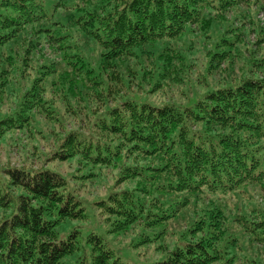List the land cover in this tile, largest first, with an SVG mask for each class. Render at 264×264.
Masks as SVG:
<instances>
[{"label": "trees", "instance_id": "obj_1", "mask_svg": "<svg viewBox=\"0 0 264 264\" xmlns=\"http://www.w3.org/2000/svg\"><path fill=\"white\" fill-rule=\"evenodd\" d=\"M243 5L264 10V0H0V139L55 137L40 168L0 178V264H122L95 233L80 251L73 225L86 215L71 181L108 183L117 167L101 214L112 233L137 226L139 245L160 254L152 264H264V207L247 194L264 199V34ZM192 35L206 76L226 80L192 81ZM194 85L185 103L152 99ZM76 98L84 119L104 106L86 131L67 129Z\"/></svg>", "mask_w": 264, "mask_h": 264}, {"label": "rangeland", "instance_id": "obj_2", "mask_svg": "<svg viewBox=\"0 0 264 264\" xmlns=\"http://www.w3.org/2000/svg\"><path fill=\"white\" fill-rule=\"evenodd\" d=\"M238 12L246 15L248 13V15L253 17L254 20H257L260 28L262 29V33L264 34V10L260 11L258 9V11H251L245 5H243L240 7ZM232 13H228L226 16L229 22L233 21ZM239 18L241 19V17ZM234 25L236 26V22L234 23ZM193 37L194 35H192L190 39H193L192 46L196 49L193 56L194 60L192 62L195 64L191 66L190 73H187L190 74L192 81L197 84L198 88L203 89L205 88V81L208 82L210 80L211 83H218L226 80L227 77L224 73H215L210 79L206 76L205 71L202 67V64L204 62L205 50L199 42L198 38ZM242 40L246 43L248 42V47L251 48V43H254L256 41V38L254 34H246L245 36H243ZM260 48V52L264 53V46H261ZM44 54L49 55L50 59L52 60L57 59L53 55L50 56L48 48L44 50ZM240 70V65L235 66L232 75H235L237 78H239L242 75L240 74ZM262 73L264 74V72ZM259 77L262 79L264 75H261ZM193 90L195 91V85L194 88L173 87L171 88L168 95L162 94L157 98L152 97V99L157 103H164L168 99L174 100L177 103H185L187 102L189 97L192 96ZM56 91L58 92L59 96L63 95L62 90H58L56 88ZM49 94L53 100L58 99L60 101L58 103H61V105L64 106L63 101L61 100V98H59L58 95H54L53 98L52 94ZM5 100L6 99L0 102L1 108L3 107V111L8 108V102H5ZM77 100L80 99H73L72 102L76 106V109L80 111V113L78 114L77 118H73L72 116L68 118V121L66 123L67 129L86 131V129L88 128L87 120L90 116H92V112L96 111L97 114H100L104 111V106L103 103L101 104L98 101H94L95 106L94 108L92 106L93 110L89 111V109H87L88 117L87 119H84L83 114L85 113V111L83 110V107L86 106V103L82 102L81 104L77 105ZM54 101L56 102L57 100ZM41 121H43V119H41ZM54 130L58 131L59 127L55 126ZM50 131H52V128H49L48 132ZM35 138L36 139H33V137L28 132L23 133L17 131L15 134L8 133L0 139V178L7 177L4 173V171L6 170L5 168L7 167L20 168L22 166H26L31 167L32 169H38L44 164L43 152H48L52 148V146L55 144V137L51 136L50 141L42 139L40 135H36ZM19 139L23 141V145H21V143L18 141ZM47 166L53 167L62 176H66L67 178L73 174H76V166L74 163L69 164L65 162H50L47 163ZM118 171L119 167H117L115 170L108 169L104 172V176L107 177V180L109 179L108 183H104L103 181L89 182L76 179L75 181H71L73 182L72 190H75V194L83 202V209L86 215L85 222L73 221V225H75L74 227H79L77 244L80 251H86L89 246L86 243V237L90 233H95L107 249L112 250L116 255H118L122 264H152L153 261L159 258L160 254L155 251L154 244L139 245L142 234H140L137 226H133L134 228L132 227L125 232L115 234L111 232V227L109 226V224L105 223L104 217L101 214L99 200H102L105 196H107L108 188L112 184V177L117 175ZM3 187L5 188L6 186ZM116 188L119 190L122 188V185L119 184ZM256 189L257 188L255 187H250L247 190V194L250 195L255 202H258L260 206L264 207V199L257 196L259 195L258 192H256L255 194ZM71 230L72 228L59 229L58 240H64L66 236L71 233Z\"/></svg>", "mask_w": 264, "mask_h": 264}]
</instances>
